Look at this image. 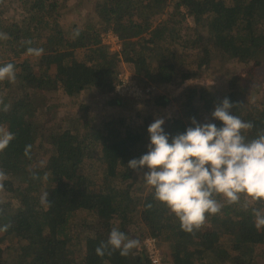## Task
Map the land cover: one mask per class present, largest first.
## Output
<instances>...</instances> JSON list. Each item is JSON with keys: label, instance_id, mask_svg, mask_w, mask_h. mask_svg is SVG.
Segmentation results:
<instances>
[{"label": "trees", "instance_id": "1", "mask_svg": "<svg viewBox=\"0 0 264 264\" xmlns=\"http://www.w3.org/2000/svg\"><path fill=\"white\" fill-rule=\"evenodd\" d=\"M66 1L0 0V33L9 37L0 40V65L17 70L15 83L0 82V99L10 105L0 110V127L14 134L0 152L8 176L0 227L9 225L0 231V264H151L142 244L148 236L158 239L167 264H259L264 228L254 225L251 209L264 204L220 198L221 213L206 214L205 225L189 234L154 199L143 179L148 169L128 168L146 154L148 127L161 116L137 111L130 119L120 111L169 101L120 97L116 86L128 64L140 87L179 91V107L163 119L170 138L192 118L222 127L211 114L225 98L233 114L253 124L246 135L255 138L264 130V0H78L73 13L80 19L70 26L60 22ZM79 6L88 7L85 15ZM108 32L121 50L103 42ZM29 46L44 52L30 56ZM214 72L225 78V91L184 87ZM88 91L103 105L83 99ZM45 192L50 207L40 203ZM114 227L140 246L127 257L97 256Z\"/></svg>", "mask_w": 264, "mask_h": 264}, {"label": "clouds", "instance_id": "2", "mask_svg": "<svg viewBox=\"0 0 264 264\" xmlns=\"http://www.w3.org/2000/svg\"><path fill=\"white\" fill-rule=\"evenodd\" d=\"M7 39L6 33H0V40ZM26 43L31 45L32 41ZM43 52V48H27L30 56L39 57ZM16 78L13 63L0 65V82L15 83ZM0 106L4 112L10 108L2 99ZM233 107L228 98L215 106L212 119L222 122V127L211 122L201 124L192 118L191 127L171 138L162 127L165 121L154 119L148 127L150 143L146 154L128 163V168L138 173L148 169L143 179L153 187L154 199L175 215L186 233L194 234L200 230L206 223V214L221 213L224 204L220 198L230 205L239 204L243 195L264 204V130L249 139L246 134L254 126L233 114ZM13 139V133L0 127V152L6 150ZM30 151L31 145H26V157H30ZM32 178L39 179L35 174ZM7 179V174L0 169V192L4 191ZM48 197L47 192L41 195V205L51 206ZM242 207L247 210V201ZM251 212L254 225L258 229L264 228V207L252 208ZM8 227L4 225L0 231H6ZM139 246L138 239L114 227L107 241L101 242L95 252L104 257L119 251L121 257H127Z\"/></svg>", "mask_w": 264, "mask_h": 264}, {"label": "rangeland", "instance_id": "3", "mask_svg": "<svg viewBox=\"0 0 264 264\" xmlns=\"http://www.w3.org/2000/svg\"><path fill=\"white\" fill-rule=\"evenodd\" d=\"M77 1L78 0H67L64 3V5H65L64 7H63V3H62V6H61V8L59 10L61 12V16H60V22L61 23L70 26V25L74 24L75 22L79 21L80 18L78 17V15L73 13L74 6L76 5ZM81 7L82 6L78 7V12H82L83 11L82 8H83L84 11H83L82 14L85 15L88 7L87 6H84L82 8ZM8 9H9V12H8ZM10 9H11V7H8L7 10H6L9 15L13 14V12L10 11ZM220 72H222V71H220ZM124 73L130 74L131 76L134 77L133 68H132V66H130L128 64L125 65V72ZM223 79H225V78H223ZM223 79L218 76V73L214 72V73H211L209 75H205L202 78H197V79L191 80V81L187 82L184 85V87L193 85V86H198V87H205V88L210 89L211 91H218V90L225 91V89H226V81L223 80ZM178 93H179V91L172 93V92H170V90H166L165 88H159V89L155 88L153 94L148 99H150V101H152V100L156 101V99H159L161 96H164L169 101V104H168L167 107L158 108V106L155 105V103L154 104L150 103V104H147V105L146 104H142L143 106L142 105H140V106L133 105L127 111L121 110L120 112L122 114H120V115L125 117V118L133 119V118H136L134 116H136L138 114L137 111H140L141 113L142 112L143 113L154 112V113H157L156 116H158V114H160L162 119H170L175 114L172 110L174 108L177 109L179 107V101L177 100V99H179ZM83 99L95 100L96 102H98L96 104V106L97 105H101V104L103 105L102 99L100 100V96L98 97L97 95H94L93 91L86 92L85 95H83ZM70 107L71 106H67L65 108H62V110L63 111L69 110ZM105 110L107 112L111 113V114L115 113L114 112L115 110H111L110 107L107 108L106 105H105ZM162 251H163V249H162ZM258 263L259 264H264V260L261 259L260 257H258Z\"/></svg>", "mask_w": 264, "mask_h": 264}, {"label": "built area", "instance_id": "4", "mask_svg": "<svg viewBox=\"0 0 264 264\" xmlns=\"http://www.w3.org/2000/svg\"><path fill=\"white\" fill-rule=\"evenodd\" d=\"M102 40L106 45L110 46L112 51L121 50L120 40L112 32L103 34ZM118 79L119 84L116 86V93L120 97H131L137 100L148 99L155 89L152 86L140 87L135 78L127 73L120 74ZM142 244L151 264H167L164 262L162 250L157 238L148 236L143 240Z\"/></svg>", "mask_w": 264, "mask_h": 264}]
</instances>
